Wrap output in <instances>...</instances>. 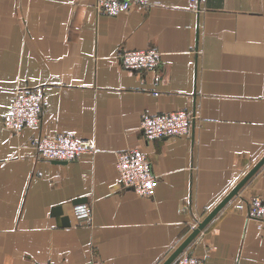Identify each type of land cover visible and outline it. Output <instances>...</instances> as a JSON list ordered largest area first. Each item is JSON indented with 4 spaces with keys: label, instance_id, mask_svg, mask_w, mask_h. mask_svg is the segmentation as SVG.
Returning <instances> with one entry per match:
<instances>
[{
    "label": "crops",
    "instance_id": "crops-1",
    "mask_svg": "<svg viewBox=\"0 0 264 264\" xmlns=\"http://www.w3.org/2000/svg\"><path fill=\"white\" fill-rule=\"evenodd\" d=\"M145 47L160 53L154 69L118 64L119 49ZM32 86L40 126L14 132L9 104ZM175 109L191 111L189 133L145 140L141 115ZM57 132L96 150L39 159L29 139ZM128 148L151 162V196L117 183L116 152ZM263 155L264 0H150L116 15L94 0H0V264H161ZM255 196L264 163L187 252L264 264V222L246 210ZM77 203L89 218L73 217Z\"/></svg>",
    "mask_w": 264,
    "mask_h": 264
},
{
    "label": "built area",
    "instance_id": "built-area-1",
    "mask_svg": "<svg viewBox=\"0 0 264 264\" xmlns=\"http://www.w3.org/2000/svg\"><path fill=\"white\" fill-rule=\"evenodd\" d=\"M193 1V0H191ZM150 0H94L97 13L116 15L127 11L133 5L147 6ZM118 64L130 70H151L159 64L160 53L153 47L136 49H119L116 53ZM44 109V94L40 86L17 89L9 104L4 125L14 132L24 128L37 129L40 126ZM192 113L188 109H175L159 113L141 115L139 128L147 141H155L168 137L187 135L190 130ZM30 148L34 149L39 159L47 161L70 162L96 150L93 141L78 138L70 132H57L52 135L36 134L29 139ZM115 167L117 183L122 187H130L141 196H151L155 187V175L151 162L146 155L136 148L123 149L116 152ZM248 217L264 222V197L255 196L247 204ZM73 217L87 219L90 206L77 203L72 208ZM40 264V263H33ZM91 264H104L93 261ZM171 264H204L201 259L181 251Z\"/></svg>",
    "mask_w": 264,
    "mask_h": 264
},
{
    "label": "water",
    "instance_id": "water-1",
    "mask_svg": "<svg viewBox=\"0 0 264 264\" xmlns=\"http://www.w3.org/2000/svg\"><path fill=\"white\" fill-rule=\"evenodd\" d=\"M53 162H63L56 161ZM264 163V155L251 167V169L234 185V187L217 203V205L207 213V215L192 228L190 233L181 241V243L162 261L161 264H171L175 257L183 251L187 245L195 238V236L202 230L206 224L218 213V211L238 193L239 189L247 182V180L257 171V169ZM83 199H76L75 202L82 201ZM56 214H61V207L58 206L54 209ZM62 224H69L68 216H62Z\"/></svg>",
    "mask_w": 264,
    "mask_h": 264
}]
</instances>
